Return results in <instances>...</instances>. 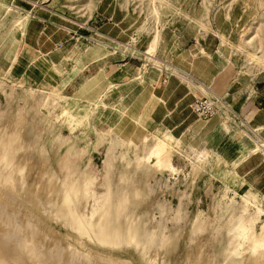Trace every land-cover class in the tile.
I'll return each mask as SVG.
<instances>
[{"label": "rangeland", "instance_id": "rangeland-1", "mask_svg": "<svg viewBox=\"0 0 264 264\" xmlns=\"http://www.w3.org/2000/svg\"><path fill=\"white\" fill-rule=\"evenodd\" d=\"M161 29L165 37H173L174 54L183 60H187L188 54L182 52L181 38L187 40L186 48L192 47L194 38L198 50L191 51L190 62L198 58L201 70L206 71L200 55H210L199 44L198 39L203 37L206 50L217 56V67L221 68L217 83L226 86L229 81L236 89L231 101L225 93L218 95L238 115L241 110L233 104L235 99L252 102V107L243 111L248 117L255 116V125L244 121L243 125L231 124L223 116L199 119L192 113L189 118L182 106L180 126L172 117L176 112L165 116L162 108L151 114L155 101L149 98L154 92L168 97L179 85L180 91L193 95L191 103L202 95H197L198 91L183 78L171 75L172 69L181 68L158 59L157 45L153 52L156 59L151 63L141 54L146 46V50L150 48L154 35ZM120 39L124 43L115 42ZM71 40L67 61L63 58L62 62H52L47 55L48 60L42 57L26 74L25 70L20 71L21 64L14 69L13 60L0 71V133L7 128L21 130L30 144L27 151L19 154L26 163V172L18 178L16 189L31 204L44 228L50 226L57 236L66 238V229L46 209L43 189L37 197L32 193L40 177L44 183L45 170L52 169L60 175L62 165L68 163L77 172L92 174L99 192L107 186L116 201L126 199L129 214H150L160 223L158 228L167 226L166 235L177 232L174 250L171 246L168 252L160 248L154 264L219 260V247L232 234L229 218L238 212L241 195L248 194L264 206V0H0V61H9L14 53L17 56L20 48L21 54L31 59ZM81 54L83 57L79 58ZM103 57L106 58L100 59ZM189 64L193 72L200 73ZM145 68L148 74L158 73L157 84L166 86L170 79L174 84L166 91L155 87L153 93L145 88L136 98L143 83L152 84L141 78L135 81L138 87L127 94L129 87L125 92L119 85L133 81ZM160 73L165 77L162 82ZM191 78L200 84L192 75ZM208 86L215 92L213 86ZM236 93L241 96L234 98ZM174 100L169 101V109L178 103V99ZM216 128L219 130L214 133ZM156 131L180 132L181 137L174 142L178 148L172 153L177 169L174 172L156 170L151 162L141 158L154 143L156 136L151 133ZM227 137L231 149L227 155L207 152L203 162H193L198 149L211 150L198 141L205 140L218 148ZM190 144H197L198 149ZM5 198L13 206L0 215V238L13 228L17 233V221L22 225L25 220L19 212L17 216L12 214L18 209L16 199ZM163 212L167 218L161 216ZM177 214L179 219L174 225L172 219ZM197 215L201 226L193 230ZM126 222L123 215L119 216L120 226L124 227ZM7 223L12 226L9 230ZM19 234L20 239L31 237L28 229ZM33 235L35 242L42 240V236ZM74 240L71 235L70 241ZM1 241L0 264H38L16 247L14 238L7 245ZM50 248L56 252L53 244ZM108 255L117 264H150L143 260L139 249L130 246ZM64 258L61 253L62 264H72L65 263Z\"/></svg>", "mask_w": 264, "mask_h": 264}, {"label": "bare ground", "instance_id": "bare-ground-1", "mask_svg": "<svg viewBox=\"0 0 264 264\" xmlns=\"http://www.w3.org/2000/svg\"><path fill=\"white\" fill-rule=\"evenodd\" d=\"M159 37L160 34L157 32L150 43V48L144 52L148 63L156 59L153 52L159 41ZM16 59L17 56L15 55L13 60L16 62ZM157 67L160 69L159 66ZM3 69L0 66V71H3ZM148 71L145 68L143 74L145 75ZM171 75L183 78L186 83L198 91V95L212 91L208 85L201 82L200 84L194 83L191 75L182 69H172ZM173 82L175 81L170 79L167 81L166 86H163L162 84L158 85L155 81L154 86L164 91ZM193 102L191 103V108L194 111ZM40 104H43V102H40ZM194 113L196 112L194 111ZM196 115L199 119L203 118L197 113ZM215 116H220V114L212 117ZM223 119L231 124L241 123L243 125V120L240 117V120L236 122L227 113L223 115ZM1 133L0 189L4 191V194L0 195V215L4 214L5 208L10 205L13 206V203L5 200L6 196L11 201L12 199H16V203H18V209L16 211L13 210L12 214L17 216L19 212L25 218L22 221V225L21 221H17V233L14 232L13 228L11 233L2 234L4 236L0 238L2 240L1 243L5 241L4 244L7 245L8 241L14 238L16 240V247L18 246L23 254H27V258H33L38 264H62L59 259L61 253H64L65 263L117 264L111 258L112 256L108 255V252L129 246L139 249L145 262L154 264L159 257L157 253L160 248L164 252H168L167 250L171 246L172 250H174L172 244L176 242L173 238L177 232L175 234L173 232L172 234L167 233L166 235L165 229L167 226L158 228L160 223L157 224V220L150 214H147L145 217L129 214L125 205L126 199L122 200L123 198H121V200L117 199L116 201V198H113L112 192L107 186H104L103 191L99 192L97 180L92 174L77 172V169L68 163L62 165V174L60 173V175H57L52 169L45 170L44 174L46 173V178L44 183H41L40 177L35 183L34 192L32 193L33 197H37L40 190L43 189L42 197L45 200L46 209L51 212L54 220L60 222L66 229V238L57 236L54 228L50 226L44 228L35 213L31 210V204L21 195V191L16 189L15 186V184L17 185L18 178L23 177L26 172V163L19 157V154L22 151L28 150L30 147L29 141L23 137L21 130L15 128H7ZM177 148L178 143L171 144L163 138L155 137L154 143L148 147L146 154L141 158H145L151 162L152 167L156 170L174 172L177 169L172 163V153ZM205 157L206 154L202 150H199L193 162L196 163L197 160L203 162ZM196 164H193V166ZM237 208L238 212L232 214L229 218V222L233 223L231 228L232 234L219 247L220 259L216 261L214 258H208V260L203 259L200 262L190 259V264H264V220H261V216L264 214V206L256 203L252 199V196L242 194ZM161 214V216L165 215L166 218L168 217L166 212ZM121 215L127 220L124 227L118 224V218ZM199 218L200 216L197 215L194 220L193 230L201 226ZM178 219L179 215L177 218L172 219L174 225L177 224ZM7 220L9 222V219ZM257 225L259 226L258 230L256 229ZM11 228L10 223H7L6 229L9 230ZM24 229L30 231V238L24 237L20 239L19 233ZM8 230L5 231L8 232ZM33 234L42 236V240L37 241L38 243L35 242L36 240L32 238ZM71 235L75 237L73 242L70 241ZM51 244L56 248L55 253L50 248ZM13 246L15 247V245ZM217 249L215 248V251Z\"/></svg>", "mask_w": 264, "mask_h": 264}, {"label": "crops", "instance_id": "crops-1", "mask_svg": "<svg viewBox=\"0 0 264 264\" xmlns=\"http://www.w3.org/2000/svg\"><path fill=\"white\" fill-rule=\"evenodd\" d=\"M159 33H160V37H159V41H158V44L156 46V51H155V56L158 59H160L161 61L166 62V63H169V61H170L174 65L180 67L181 69L185 70L187 73H189L190 75H192V77L194 79H196L197 81H199V82H201L203 84H206V85H210L211 87L213 86L212 89L214 88L213 90L217 94H220V93L221 94H224L225 93L230 98V101L233 99L232 95H233V92L236 90L235 87H234V83L231 84L228 81V83L226 84V86H223V84L217 83V77H218V75L221 72V68L219 69L217 67V65H218V63L216 62V57L217 56L215 54H211L210 52H208L206 50L205 44L202 43V40H204L203 37L202 38L200 37L198 39L199 44L203 47V49L205 50V52L210 55V56H208V55H202L201 56L200 55V57H202V59L205 61V66H206V69H207L206 71L201 70L203 67H200V62H199L198 58H196L197 60H195L193 62H190L191 51L192 52H195V50H198L197 47H194V44H195V39L194 38H193L194 43L192 44V47H190V48H186V42H187V40H185L184 38H181L184 41V43H183L184 48L182 49V52H183V54L184 53L185 54H188L187 55L188 57L186 58L187 60H183L182 57H180V55H176L175 56V54H174V51H173L172 47L175 44V40L173 39V37L172 38L165 37V35H164L165 33H162V29L159 30ZM99 35H102V34L99 33ZM132 37L134 39L135 35L133 34ZM72 40L69 41L68 43L61 44L59 46L58 45H55V47L53 49H51L50 51H48L47 53L44 52L45 53L44 55L41 54V52H40L38 55L34 56L31 59L24 57L21 54V52H20V50H21V48H20L19 51H18V53H17V61L15 63L14 69L16 68V66H18V65L21 64L22 69L20 71L25 70L26 71L25 73L27 74L28 71L31 68V65H34L42 57H45V59L48 60L47 55H49L50 61H52V62L53 61H56V60L62 62L63 61V58H64V60L67 61V60L70 59V57L68 58L67 56H69V54H70ZM115 42L116 43H124L121 39L120 40H117ZM192 48H193V50H192ZM146 49H147V46L145 47L144 50H141L142 51L141 54L144 55V56H145L144 51ZM15 55H16V53H14L10 57L9 61L1 60L0 61V66L7 68L11 64V62L13 61ZM82 57H83V54H81V57L79 56V58H82ZM104 58H106V57H103V58H100V59H104ZM189 63H191L192 67L194 66L195 69L197 71H199L200 73L193 72V70H192V68H191V66H190ZM126 64L130 65L129 62H126ZM109 65H111V64H109ZM157 70L158 69H156L154 71H157ZM160 74H161L160 76H162V79H161V82H162L163 80H165V77H164V75L162 73H160ZM157 77H158V73L157 72H153L151 74L146 73L145 75L143 74V72H140L139 73V76H137L133 81H128L126 83L120 84L119 86L123 90H125V92H126L127 87H129L130 90L128 91L127 94H130L132 92L131 91L132 89L134 90V88L136 86L138 87V85L135 83V81L137 79L145 78L147 81L151 82L152 84H149L148 82L143 83V87L141 89V92L136 96V98H137L138 96H140L142 94V92H143V90L145 88H147V91H151L152 90V93H153L154 88H155L154 85H155V81H156ZM151 85H153V89H152V86ZM158 85H160V84H158ZM236 95L237 96H235L234 98H236V97L239 98L241 96V94H238V93H236ZM136 98H134L132 100V103L134 102V100H136ZM193 98H194L193 95L188 94V92L183 91V89H181V91H180L179 85H176L175 86V88L172 90V92L170 93V95L168 97L163 96L162 93H160V92L159 93L154 92L152 95H150V98H149V99L155 101L154 107L151 109V114L153 115L156 112V110L162 109V108H165V111H166L165 116H166L167 113H170V112H173L174 113V112H176L175 113V116H174V114H172V117H173V120L174 121H176V120L178 121L177 126H180L181 123H182V121L179 120V118H180L179 117V108H180V106H182L183 108H186L187 115L189 116V118L192 117V113L194 115H196V113H194V111L192 109H191L192 111H190V107H189V106H191L190 104H191V101L193 100ZM174 99H178L177 100L178 103H176L171 109H169L167 107V105H168V103H169L170 100L171 101H175ZM233 104L235 106L239 107V109L243 112V113H241L242 115H240V112L241 111L238 110V111H240L239 112V115L242 116L240 118L244 122H246L248 125H251V126L252 125H255V116L248 117L247 114H245V112L243 111V110H246V109L249 110L252 107V102H248L247 99L240 98V100H238V99L236 100L235 99V101H234ZM176 115H177V117H176ZM126 117H128V115H126L125 118ZM166 121H167V119H166ZM201 124L204 125V123H201ZM172 125L174 127H176L175 124H172ZM194 126L197 128L199 125H197V123H195ZM188 130L189 129H187V131ZM217 130H219V129L216 128L214 130V133H216ZM200 132H203L204 133L203 130H201ZM143 133H144V131L142 132V134ZM185 133H187V132H185ZM151 134H156V137L163 138L164 140H166L167 142H169L171 144H173L179 137H181L180 132L179 133L178 132H176V133H171V132L163 133V132H160V131H156V132L151 133ZM183 135H184V133H183ZM196 136H197V132H195V130H194L193 137H196ZM229 141H230V139L227 137L226 140L224 141V143L221 146H219L218 148L214 144H210V143H208L205 140H201V141H198L197 142V143H200L201 142V143L207 144V146L210 147L209 149H211L209 151L208 150H205L203 148L202 149H198L197 144L196 145L190 144V145L194 149H198V151L199 150H202L204 153H207V152H213L214 153L215 151H218V152H222L223 155L224 154L227 155L229 153V151L231 150L230 149ZM224 152H227V153H224ZM258 166L256 168H258Z\"/></svg>", "mask_w": 264, "mask_h": 264}, {"label": "built area", "instance_id": "built-area-1", "mask_svg": "<svg viewBox=\"0 0 264 264\" xmlns=\"http://www.w3.org/2000/svg\"><path fill=\"white\" fill-rule=\"evenodd\" d=\"M193 109L204 119L210 118L216 114L223 116L226 113L235 121L239 119V115L232 109L230 104L227 103L222 96L212 91L204 93L196 98L193 102Z\"/></svg>", "mask_w": 264, "mask_h": 264}]
</instances>
